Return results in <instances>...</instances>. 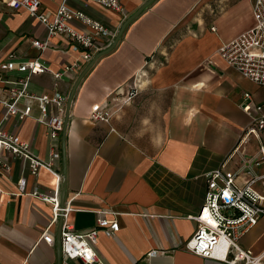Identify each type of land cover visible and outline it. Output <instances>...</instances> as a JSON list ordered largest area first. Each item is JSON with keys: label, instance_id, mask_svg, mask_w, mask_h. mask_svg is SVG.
<instances>
[{"label": "crops", "instance_id": "1", "mask_svg": "<svg viewBox=\"0 0 264 264\" xmlns=\"http://www.w3.org/2000/svg\"><path fill=\"white\" fill-rule=\"evenodd\" d=\"M63 0H40L41 10L52 13ZM106 26L112 36L120 24L146 0H121L122 14L90 0H64ZM253 0H154L124 29L116 45L100 56L80 80L69 110L64 133L51 139L44 125L32 116L11 117L0 127L28 141L31 150L46 159L52 148L61 174L65 161L66 221L76 232L95 226L96 211L116 212L119 230L114 236L99 232L94 250L102 264H226L184 250L194 234L196 215L204 201L209 173L224 165L235 171L242 159L255 157L258 140L249 136L234 150L250 125L239 103L249 92L264 110V87L227 65L217 49L253 24ZM88 31L79 21L70 22ZM214 27L215 30H211ZM46 37L44 26L23 9L0 2V52L14 51L26 60L37 56L51 71L60 70L72 55L60 37L50 40L54 49L39 51L33 39ZM111 40H97L99 51ZM88 63V62H87ZM72 77L56 81L50 73L36 75L30 90L68 97L87 65ZM57 83V84H56ZM56 84V85H55ZM136 93L127 97L130 90ZM106 102L109 121H92L91 107ZM4 109L0 106V119ZM64 138V142L62 139ZM264 144V131L261 133ZM10 171L0 176V264H58L55 237L58 220L49 230L53 244L40 240L51 220V206L30 195H16L19 177L27 191H51L55 179L42 170L32 176L20 159L4 155ZM264 172V165L255 167ZM245 176L237 177L243 185ZM254 187L264 193V184ZM111 217L110 214L106 215ZM240 244L262 255L264 216L240 239ZM157 254L147 257L148 251ZM60 264H85L61 254Z\"/></svg>", "mask_w": 264, "mask_h": 264}, {"label": "built area", "instance_id": "2", "mask_svg": "<svg viewBox=\"0 0 264 264\" xmlns=\"http://www.w3.org/2000/svg\"><path fill=\"white\" fill-rule=\"evenodd\" d=\"M90 1H95L114 13L122 14L124 11L121 0ZM0 2L10 9L25 10L44 26L45 39H33L32 46L39 51L54 49L50 45V40L60 37L65 41L66 47L55 50L72 55V59L65 62L60 70L51 71L41 61L40 56L21 60L14 51L0 52V106L4 109L0 121L11 117H17L19 120L31 117L35 102L39 113L34 119L45 126L49 138L56 139L64 128L67 96L57 88L50 93L31 91L32 78L44 73H50L56 81L63 75L72 77L99 51L97 40H111L113 36L102 23L80 10L70 8L64 0L52 13L41 10L40 0ZM251 12L252 26L222 42L217 54L243 77L264 87V0H253ZM73 20L79 21L88 31H79L72 27L70 22ZM211 30L215 28L211 27ZM135 93V89L130 90L127 97ZM239 107L250 116L251 121L234 150L238 151L247 138L253 136L258 140V154L248 159L243 158L235 171L225 170L224 165H221L209 173L203 204L199 212L191 216L196 222V230L184 243L183 248L191 254L226 264H263L262 255H254L251 249L243 247L240 239L260 217L264 216V193H260L254 187L256 183L264 184V172L255 171L256 166L264 165V144L261 141V133L264 131V110L261 105L253 102L249 92L243 93ZM89 118L92 121H109L108 104L105 101L94 104ZM6 153L20 159L22 166L26 165L32 176L36 177L44 170L55 179V187L51 191L40 189L27 191L23 177H19L16 182L14 191L16 195H30L51 206V220L41 233L40 240L50 245L54 243L49 228L61 216V254L67 259H80L85 264H102L94 245L99 232L106 236H114L119 230L117 213L96 211L97 218L93 228L83 233L74 231L66 221L71 208L68 204L61 206L59 200L61 174L54 165V161L60 158L59 150L52 148L48 157L43 159L32 152L28 141L0 127V176L10 171V165L4 159ZM242 174L245 179L243 185H240L236 179ZM3 192L0 187V194ZM107 214L111 217H107ZM156 254L157 250L152 249L146 256L153 257Z\"/></svg>", "mask_w": 264, "mask_h": 264}, {"label": "water", "instance_id": "3", "mask_svg": "<svg viewBox=\"0 0 264 264\" xmlns=\"http://www.w3.org/2000/svg\"><path fill=\"white\" fill-rule=\"evenodd\" d=\"M154 0H146L144 1L139 7L138 9L132 13L131 15H129L126 19H124L122 21V23L120 24L119 28L117 29V31L114 34V37L111 41V43L109 44L108 47H106L105 49H102L100 51H98L93 57L92 59L87 63V65L83 68V70L80 72V74L78 75V77L76 78L72 89L70 91V93L68 94L67 97V102H66V110H65V116H64V128H63V133L65 130V126L66 123L68 121V116H69V110H70V106L72 103V99L75 93V90L80 82V80L82 79V77L85 75V73L90 69V67L93 65V63L102 55L108 53L110 50H112L114 48V46L116 45L118 39L120 38V36L122 35L124 29L126 28V26L136 17L138 16L143 9H145L150 3H152ZM62 141L64 142V138L62 139ZM62 177H63V183H62V188H61V199H60V205L64 206V197H65V177H66V170H65V161L63 159V166H62ZM62 224V217L59 216L58 217V231L56 233V237H55V242H56V248H57V253H58V264L61 263V252H60V227Z\"/></svg>", "mask_w": 264, "mask_h": 264}]
</instances>
